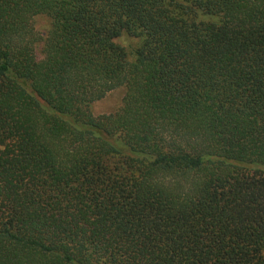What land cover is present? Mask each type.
I'll use <instances>...</instances> for the list:
<instances>
[{
    "label": "trees",
    "instance_id": "obj_1",
    "mask_svg": "<svg viewBox=\"0 0 264 264\" xmlns=\"http://www.w3.org/2000/svg\"><path fill=\"white\" fill-rule=\"evenodd\" d=\"M0 264H264V0H0Z\"/></svg>",
    "mask_w": 264,
    "mask_h": 264
},
{
    "label": "rangeland",
    "instance_id": "obj_2",
    "mask_svg": "<svg viewBox=\"0 0 264 264\" xmlns=\"http://www.w3.org/2000/svg\"><path fill=\"white\" fill-rule=\"evenodd\" d=\"M34 26L36 31L40 32L42 36L45 37L49 26V20L44 16L36 18L34 21ZM118 43L129 49L136 45L135 41L130 40L129 38L119 40ZM37 50L38 58L41 59L43 57V54L41 52L42 46L40 44L37 45ZM124 96L125 88L123 87L110 92L103 100L98 101L92 105V114L98 118L117 113L123 106Z\"/></svg>",
    "mask_w": 264,
    "mask_h": 264
}]
</instances>
